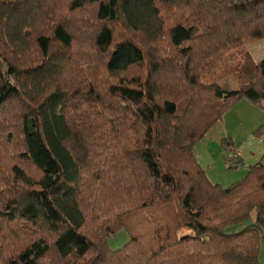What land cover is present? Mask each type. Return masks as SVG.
Wrapping results in <instances>:
<instances>
[{
  "label": "trees",
  "instance_id": "trees-1",
  "mask_svg": "<svg viewBox=\"0 0 264 264\" xmlns=\"http://www.w3.org/2000/svg\"><path fill=\"white\" fill-rule=\"evenodd\" d=\"M260 39L264 0H0V264H259L264 155L223 187L193 147L264 107V59L220 83Z\"/></svg>",
  "mask_w": 264,
  "mask_h": 264
},
{
  "label": "rangeland",
  "instance_id": "rangeland-1",
  "mask_svg": "<svg viewBox=\"0 0 264 264\" xmlns=\"http://www.w3.org/2000/svg\"><path fill=\"white\" fill-rule=\"evenodd\" d=\"M245 52H249L254 61L264 59V39L252 41L226 52L232 74L221 80V86L234 89L237 87V60L243 62ZM239 156L229 162L233 150ZM196 161L204 170L212 184L226 187L241 179L249 167L264 155V107L246 98L236 100L228 106L222 117L216 122L193 147ZM227 162L230 165H227ZM255 216L251 212L249 220L238 225H230L226 231H238ZM185 230V229H184ZM128 239L124 230H120L109 239V246L117 249ZM259 264H264V250H260Z\"/></svg>",
  "mask_w": 264,
  "mask_h": 264
},
{
  "label": "built area",
  "instance_id": "built-area-1",
  "mask_svg": "<svg viewBox=\"0 0 264 264\" xmlns=\"http://www.w3.org/2000/svg\"><path fill=\"white\" fill-rule=\"evenodd\" d=\"M233 150V153L230 154V157H229V162H233L235 160V158H237L239 156V152L237 150ZM227 162V165H230V163Z\"/></svg>",
  "mask_w": 264,
  "mask_h": 264
},
{
  "label": "crops",
  "instance_id": "crops-1",
  "mask_svg": "<svg viewBox=\"0 0 264 264\" xmlns=\"http://www.w3.org/2000/svg\"><path fill=\"white\" fill-rule=\"evenodd\" d=\"M236 63H237V67H236V68H238V66H240V60L238 59ZM183 231H184V232H187V231L184 230V229H183Z\"/></svg>",
  "mask_w": 264,
  "mask_h": 264
}]
</instances>
